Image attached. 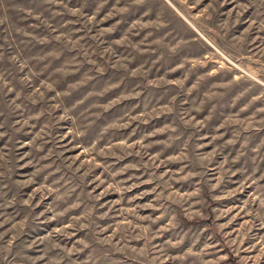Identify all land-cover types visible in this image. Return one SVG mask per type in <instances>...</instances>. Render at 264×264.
I'll return each mask as SVG.
<instances>
[{
	"label": "rangeland",
	"instance_id": "374dc122",
	"mask_svg": "<svg viewBox=\"0 0 264 264\" xmlns=\"http://www.w3.org/2000/svg\"><path fill=\"white\" fill-rule=\"evenodd\" d=\"M0 264H264V0H0Z\"/></svg>",
	"mask_w": 264,
	"mask_h": 264
}]
</instances>
